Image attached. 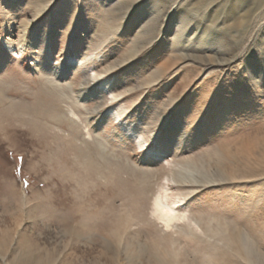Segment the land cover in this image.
<instances>
[{"label":"rangeland","instance_id":"374dc122","mask_svg":"<svg viewBox=\"0 0 264 264\" xmlns=\"http://www.w3.org/2000/svg\"><path fill=\"white\" fill-rule=\"evenodd\" d=\"M0 264H264V0H0Z\"/></svg>","mask_w":264,"mask_h":264},{"label":"bare ground","instance_id":"6f19581e","mask_svg":"<svg viewBox=\"0 0 264 264\" xmlns=\"http://www.w3.org/2000/svg\"><path fill=\"white\" fill-rule=\"evenodd\" d=\"M160 208H161V214L159 215V219L164 223L166 228H170L174 221H177L181 218L178 214L175 213V210L171 206L160 205Z\"/></svg>","mask_w":264,"mask_h":264}]
</instances>
